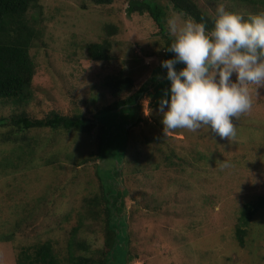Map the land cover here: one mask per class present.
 <instances>
[{"label": "rangeland", "instance_id": "rangeland-1", "mask_svg": "<svg viewBox=\"0 0 264 264\" xmlns=\"http://www.w3.org/2000/svg\"><path fill=\"white\" fill-rule=\"evenodd\" d=\"M38 1L40 10L27 13L38 31L29 47L34 96L22 103L0 100V116L24 109L40 117L57 109L93 119L114 99L104 85L108 77H131L120 98L147 84L109 181L121 191L113 214L125 221L124 264H264V88L253 95L251 110L235 118L233 138L207 127L164 132L156 107L168 85L160 66L167 30L160 32L147 13L128 14L127 0ZM194 1L209 15L221 3L242 15L264 11V0ZM165 11L168 16L172 9ZM104 37L111 41L110 58L91 59L86 46ZM100 124L96 120L90 133L32 128L13 135L0 126V236L13 235L0 239V264H16L20 246L45 240L60 257L72 239L84 240L99 256L104 203L87 200L101 197L99 175L108 173L96 157ZM236 226L245 229L243 247Z\"/></svg>", "mask_w": 264, "mask_h": 264}, {"label": "trees", "instance_id": "trees-1", "mask_svg": "<svg viewBox=\"0 0 264 264\" xmlns=\"http://www.w3.org/2000/svg\"><path fill=\"white\" fill-rule=\"evenodd\" d=\"M92 1L95 4L113 2V0ZM167 1L168 3L163 5L157 0H127L126 11L128 14L147 13L159 27V31L165 35L167 17L165 9L169 5V0ZM171 2L177 12L186 13L198 21L204 18L208 21V26H211L210 17L212 15L205 13L194 0H171ZM40 6L38 0H0V100L22 103L33 99L32 78L35 73V62L30 55L29 47L33 39L38 37V31L31 23L33 16L28 17L27 13L29 9L40 10ZM169 42L170 37L165 35L164 48ZM110 47V39L104 37L99 42L89 43L86 51L91 59L102 61L110 58ZM164 48V59L170 58L173 54L165 51ZM181 66L177 65V68ZM104 85L114 99L97 109L93 114V119L81 113H62L57 109H51L40 117L30 115L24 109L0 116V126H9L12 135L32 128L90 133L98 120L101 124L98 131L96 157L106 162L108 166L107 175H99L101 197L94 195L87 200L88 204L94 206H98L101 202L104 203L107 229L104 249L96 250L99 256H92L94 251L89 250L90 246L84 240L72 239L67 244V256L60 257L55 252L52 242L45 240L20 246L16 255V264H63L64 262L66 264H107L112 259L116 261L114 264H121L119 261L124 264L126 260L124 217L113 214L115 213L113 209L116 208L115 201L121 196V191L114 189L109 181L114 179L118 173V165L124 156L128 139L127 126L135 122L133 119L134 106L146 92L147 84L144 81L137 89L122 98L118 97L119 94L133 85L131 77L110 76L105 79ZM8 138L9 135L5 137V139ZM114 147L116 151L119 148V153L118 151L116 154L113 152ZM91 212H97V210ZM244 232V228L236 226L235 237L241 247L245 242ZM10 236H13L12 233H6L1 235L0 239L8 240ZM75 249H83L84 252L75 253Z\"/></svg>", "mask_w": 264, "mask_h": 264}, {"label": "clouds", "instance_id": "clouds-1", "mask_svg": "<svg viewBox=\"0 0 264 264\" xmlns=\"http://www.w3.org/2000/svg\"><path fill=\"white\" fill-rule=\"evenodd\" d=\"M169 7L164 49L173 55L160 61L168 85L156 107L163 131L207 127L233 138L235 118L251 110L253 95L264 88V11L245 16L221 3L209 27L204 18L177 12L171 0Z\"/></svg>", "mask_w": 264, "mask_h": 264}]
</instances>
